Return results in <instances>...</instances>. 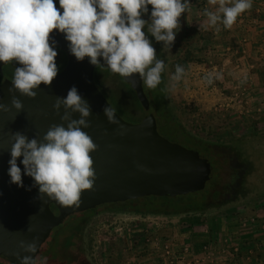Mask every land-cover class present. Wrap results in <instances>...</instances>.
<instances>
[{"label": "clouds", "instance_id": "1", "mask_svg": "<svg viewBox=\"0 0 264 264\" xmlns=\"http://www.w3.org/2000/svg\"><path fill=\"white\" fill-rule=\"evenodd\" d=\"M217 5L215 10L204 9L207 17L200 25L207 30L219 25L231 28L237 18L252 8L253 0H208ZM0 0V62L16 61L9 92L36 97L41 83L51 85L57 77V41L50 38L53 30L65 34L68 47L78 61L85 57L98 67H105L123 78L139 74L144 86L156 89L162 83L166 64L157 58L156 49L144 29L157 42L170 48L180 30L179 18L191 11V0ZM150 22L142 18L149 13ZM103 58L104 64H101ZM186 70L177 64L171 77V88L185 77ZM222 73L208 72L204 81L211 85L222 79ZM12 105L23 110V102L16 96ZM57 114L61 108L64 123L53 124L42 139H29L15 132L10 151L8 175L10 183L24 187L23 175L34 179L39 193L46 194L60 205H79L84 190L94 186L96 173L90 155L97 149L92 138L82 129L90 127L91 106L73 86L66 97H57ZM0 103V111H8ZM78 112L79 119L72 114ZM110 123H118L112 106L104 108ZM23 157L18 165V158ZM143 167V166H140ZM39 238L19 241V248L27 253H16L20 264H48V257L40 254Z\"/></svg>", "mask_w": 264, "mask_h": 264}, {"label": "water", "instance_id": "2", "mask_svg": "<svg viewBox=\"0 0 264 264\" xmlns=\"http://www.w3.org/2000/svg\"><path fill=\"white\" fill-rule=\"evenodd\" d=\"M50 38L67 53L68 62L51 85L41 83L39 89H34L36 97L9 92L11 79L3 72L7 62H0V103L9 109L0 111V258L11 264H20L17 252L27 254L19 248L20 240L30 242L38 237L41 251L52 230L72 214L144 196L175 197L198 192L213 176L207 159L159 132L153 114L139 122H129L116 112L118 123H110L104 108L112 105L96 85V65L88 57L78 61L69 51L70 42L58 29L53 30ZM123 79L144 109L149 110L150 100L139 74ZM73 86L91 106L90 127L82 130L97 145L90 153L96 179L93 188L82 192L79 205L66 207L40 194L32 177L23 175L24 187L10 183L8 161L15 132L24 133L29 139H42L53 124L64 123V109L57 114L54 104L57 97H66ZM13 96L23 102V110L12 105ZM72 118L79 119L80 114L74 112ZM22 159L18 158V165L23 173Z\"/></svg>", "mask_w": 264, "mask_h": 264}, {"label": "rangeland", "instance_id": "3", "mask_svg": "<svg viewBox=\"0 0 264 264\" xmlns=\"http://www.w3.org/2000/svg\"><path fill=\"white\" fill-rule=\"evenodd\" d=\"M55 3L60 6L59 0H55ZM150 13L151 10L142 18L150 22ZM144 31L147 36L151 35L147 32V26ZM202 42L200 37L179 36V31L170 48H165L164 42H157V58L163 59L166 64L163 72L165 101L162 102L166 116L174 118L177 125L193 140L204 142L216 155L213 160L202 151L211 166L214 165L213 176L206 183L204 191L188 193L175 199L177 205L179 202L183 205H202V209L196 211H187L182 215L172 214L187 223L192 217L189 213L194 211L197 212L196 215L201 214L204 220L211 219L210 217L216 219L220 213L233 212L239 207L249 209L264 198V115L258 119L251 118L242 103L234 105V101L221 102L217 99L220 89L216 87L215 90L202 81L205 65L198 62L207 56ZM57 51L56 63L61 69L65 58L58 48ZM177 64L185 68L186 75L173 90L171 77ZM95 82L122 118L129 122H137L139 118H143L144 108L135 91L131 90L119 74L106 67L96 66ZM144 88L147 93L148 87ZM151 108L153 110L152 105ZM158 130L171 140L183 143L176 139L175 131L166 129L160 121ZM215 165L218 166V171ZM148 199L149 196L143 197L145 201ZM175 203L172 205L176 206ZM164 217L172 216L161 212L143 214L130 210L114 212L103 208L95 212H79L74 218L68 217L62 225L52 230L50 242L53 244L60 237L62 260L56 259L50 264H125L127 257L124 244L127 242L123 244L120 239L130 238L128 235L131 233H135L133 237H139L141 234L134 232L135 225L155 224L165 221ZM150 232L149 229L148 233L152 235Z\"/></svg>", "mask_w": 264, "mask_h": 264}, {"label": "crops", "instance_id": "4", "mask_svg": "<svg viewBox=\"0 0 264 264\" xmlns=\"http://www.w3.org/2000/svg\"><path fill=\"white\" fill-rule=\"evenodd\" d=\"M191 4V11L179 18V36L203 39L207 56L198 62L205 65L202 81L208 72L222 73L223 78L210 85L220 89L217 99L234 101V105L240 102L251 118H261L264 115V0H253L252 8L242 13L231 28L220 24L219 32L215 27L207 30L200 27L207 19L204 9L214 11L217 5L208 0H191ZM263 200L249 209L239 207L233 212L220 213L216 219L210 217L194 224L169 215L172 217H164L165 221L155 224L135 225L134 232L141 236L133 237L135 233H131L130 238L120 239L123 244L127 242L125 264H264V206H260L264 205ZM252 217H257L253 223ZM182 248L188 251L183 254Z\"/></svg>", "mask_w": 264, "mask_h": 264}, {"label": "trees", "instance_id": "5", "mask_svg": "<svg viewBox=\"0 0 264 264\" xmlns=\"http://www.w3.org/2000/svg\"><path fill=\"white\" fill-rule=\"evenodd\" d=\"M57 8L60 9V6H57ZM60 10L62 12V9H60ZM148 37L151 40L153 47L156 49V54H158V49H157L158 43H157V41L155 40V38L152 35H149ZM57 48L59 49L60 54L64 55V58H65V61L63 64V66H64L67 63V57H68L67 53L61 47L58 46ZM61 57L63 60V56H61ZM15 66L20 67L21 65L16 61L15 62L11 61V63L7 62L3 66L4 73L7 77L12 79ZM106 69L111 71L108 68H106ZM131 90H133V89H131ZM145 92H146V90H145ZM146 94L150 100V109L149 110L143 109V111L145 113L144 116L149 115V114H153L155 116V119H156L157 128H158L159 121H160L166 127V129H169L171 131H175L177 134L176 139L182 140L183 143L181 144V143H179L178 140L173 141L167 137L169 140H171L173 142H177V143H179V144H181V145H183L189 149L195 150L200 156L204 157L205 159H207L209 161V159L207 157L202 155V151H205L208 155H210L213 158V160H215L216 155L213 154L212 150L209 149L207 147V145L204 144V142L200 143L199 141L193 140L182 128L179 127V125H177L176 120L174 118L166 116V113L164 111L165 105L163 106V104H162V102L165 101V83H164V74L163 73H162V83L160 85H158L156 89L148 88V91ZM152 99H153V101H152ZM151 105L153 107V110L151 108ZM119 107L122 108V110H124V108L122 106L119 105ZM124 111H126V110H124ZM131 116H133V115H131ZM142 119L143 118H139L138 121H141ZM215 167L217 168V171H218V166L215 165ZM212 168L214 169V165L212 166ZM213 169H212V171H213ZM204 189H203V191H204ZM200 191H202V190H200ZM179 196H183V195H179ZM179 196L170 197V196L151 195V196H149L150 199H148L147 201L143 200V197H142V198L131 199V200L123 201V202L105 203V204H102L101 207L103 208V210H111L114 212L115 211L130 210V211H134L137 213H143V214H147V213L148 214H150V213L151 214H157L158 212H161L165 215H172V214H176V213L178 215L179 214L182 215L184 213H187V211L190 212L192 210L196 211L198 209H202V205H194V206H192L191 204L183 205V204H181V202H179L177 205V203H175V199ZM159 198L163 199L162 200L163 202H160ZM140 200H142V201L140 202ZM172 203H175L177 207L175 205H172ZM137 204H138V206H137ZM150 205H152V206L150 207ZM195 211H194V213H189L192 216L191 219L189 220L190 224L199 223L203 220L202 215L201 214L196 215L197 212H195ZM87 212H92V210H89ZM75 216L76 215H71L70 218H74ZM60 225H62V223ZM59 240H60V237L58 236L57 241H55L52 244L50 242V238H49L42 246L40 254L48 257V264H50V262H55L56 259L62 260L60 258L61 250L59 248V244H60ZM51 257H52V259H49ZM0 264H11V263L0 258Z\"/></svg>", "mask_w": 264, "mask_h": 264}, {"label": "flooded vegetation", "instance_id": "6", "mask_svg": "<svg viewBox=\"0 0 264 264\" xmlns=\"http://www.w3.org/2000/svg\"><path fill=\"white\" fill-rule=\"evenodd\" d=\"M67 62H68V57H67ZM66 64H67V63H66ZM65 66H66V65H64L61 69H59V72H60L61 70H63ZM3 72H4V70H3ZM59 72H58V73H59ZM4 75H5V73H4ZM5 76H6V75H5ZM6 77H7V76H6ZM7 78H9V77H7ZM9 79H11V78H9ZM112 94H113V92H112ZM137 122H139V121H137ZM240 171H241V170H240ZM238 172H239V171H238ZM238 174H239V173H238ZM217 184H218V183H217ZM217 184L215 185V188H216ZM236 185H237V184H236ZM233 189H234V195H235V193H236V192H235V188L233 187ZM112 203H113V202H112ZM99 208H102L101 205L97 206L96 208L89 209V210H92V212H95V211H97ZM89 210H86V211H83V212H87V211H89ZM78 213H79V212H78ZM76 214H77V213L72 214V215H76ZM70 216H71V215H70ZM70 216H69V217H70ZM49 238H50V237H49ZM49 238H48V239H49ZM48 239H47V240H48ZM47 240H46V241H47ZM42 246H43V245H42ZM41 249H42V248H41ZM40 252H41V251H40Z\"/></svg>", "mask_w": 264, "mask_h": 264}, {"label": "built area", "instance_id": "7", "mask_svg": "<svg viewBox=\"0 0 264 264\" xmlns=\"http://www.w3.org/2000/svg\"><path fill=\"white\" fill-rule=\"evenodd\" d=\"M257 220V217H252L251 219H250V221L253 223V222H255ZM165 249L167 250V252L169 253L170 252V248H169V245H166L165 246ZM183 250V254H184V252L186 253L187 251H188V249L187 248H182Z\"/></svg>", "mask_w": 264, "mask_h": 264}]
</instances>
